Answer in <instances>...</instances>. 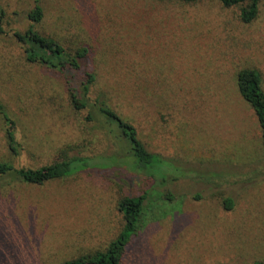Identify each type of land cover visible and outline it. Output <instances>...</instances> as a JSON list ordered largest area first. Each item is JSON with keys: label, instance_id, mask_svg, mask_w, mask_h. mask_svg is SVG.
<instances>
[{"label": "rangeland", "instance_id": "374dc122", "mask_svg": "<svg viewBox=\"0 0 264 264\" xmlns=\"http://www.w3.org/2000/svg\"><path fill=\"white\" fill-rule=\"evenodd\" d=\"M42 1L45 25L59 21L61 42L90 47V96L106 97L172 167L162 181L133 169L125 142L89 119L88 108L75 110L64 81L0 35V102L17 140L11 151L0 118V160L25 168L64 154L118 162L42 184L0 179V264H60L102 249L122 227L120 197L146 190L122 264L264 262V156L252 109L234 85L249 65L264 87V0L248 25L214 0ZM31 2L1 0L4 29H24Z\"/></svg>", "mask_w": 264, "mask_h": 264}, {"label": "trees", "instance_id": "16d2710c", "mask_svg": "<svg viewBox=\"0 0 264 264\" xmlns=\"http://www.w3.org/2000/svg\"><path fill=\"white\" fill-rule=\"evenodd\" d=\"M1 1V0H0ZM176 5H193L203 0H166ZM213 1V0H211ZM222 8L237 9V19L242 25L251 24L260 12L262 0H214ZM6 12L0 4V35L8 36L22 51L26 62L47 69L51 74L58 75L64 81L69 100L75 110L88 108L89 119L99 121L109 126L119 142H125L126 155L133 165V169L145 171L153 180L165 179V171L172 164L161 155L150 151L137 136V131L131 120L121 116L108 103V99L101 93L92 98L90 89L95 85L97 76L88 63L90 47L86 44L66 45L56 36L55 29L59 28V21L53 20L49 28L45 25L46 7L42 0H32L30 7L22 12L27 25L24 29H4ZM65 24V23H63ZM66 25V24H65ZM235 89L237 95L253 112L259 128L260 150L264 156V87L260 71L253 66H243L236 71ZM0 118L2 119L6 138L11 151L17 150L15 138V123L0 102ZM115 157L100 156H64L48 165L38 168L15 167L8 160H0V179L11 176L21 182L42 184L48 180L68 177L75 173L90 169L114 167L95 163L96 159ZM117 158V157H116ZM149 191L138 195H124L117 202L118 210L123 219L122 227L117 235L102 249L87 252L74 258L63 260L60 264H122L126 248L136 234L141 213ZM224 207H231V199L225 198ZM252 264H264L261 260H254Z\"/></svg>", "mask_w": 264, "mask_h": 264}]
</instances>
